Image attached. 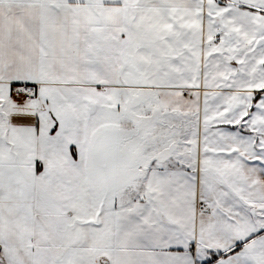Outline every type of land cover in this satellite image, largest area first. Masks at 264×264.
Listing matches in <instances>:
<instances>
[{
	"label": "snow or ice",
	"instance_id": "snow-or-ice-1",
	"mask_svg": "<svg viewBox=\"0 0 264 264\" xmlns=\"http://www.w3.org/2000/svg\"><path fill=\"white\" fill-rule=\"evenodd\" d=\"M0 264H264V0H0Z\"/></svg>",
	"mask_w": 264,
	"mask_h": 264
}]
</instances>
